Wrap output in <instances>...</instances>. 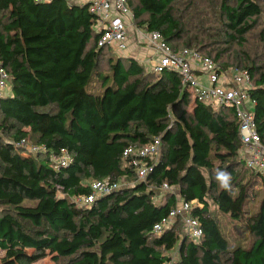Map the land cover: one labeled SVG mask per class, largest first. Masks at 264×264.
<instances>
[{
    "label": "trees",
    "instance_id": "1",
    "mask_svg": "<svg viewBox=\"0 0 264 264\" xmlns=\"http://www.w3.org/2000/svg\"><path fill=\"white\" fill-rule=\"evenodd\" d=\"M128 1L135 26L161 32L174 51L195 49L225 71L250 73L264 144V66L242 67V57L233 67L220 62L229 49L206 41L194 0ZM215 6L217 40L244 48L261 6L255 0H217ZM97 24L89 2L0 0V64L13 84L12 94L0 99V249L7 255L0 264L47 258L53 264H264V174L246 166L234 109L195 102L178 73H156L132 57H111L103 74L104 51L114 50L99 46ZM95 85L103 91L93 93ZM156 138L161 155L139 181L123 153ZM24 142L45 150L31 152ZM62 150L72 162L58 167ZM224 174L230 181L219 188ZM104 179L127 185L90 205L76 202ZM164 184L192 204L200 240L184 238L181 220L155 231L177 201L174 193L160 194ZM255 186L263 199L251 214ZM210 201L245 224L249 248L231 247ZM174 250L179 259L172 263Z\"/></svg>",
    "mask_w": 264,
    "mask_h": 264
},
{
    "label": "built area",
    "instance_id": "2",
    "mask_svg": "<svg viewBox=\"0 0 264 264\" xmlns=\"http://www.w3.org/2000/svg\"><path fill=\"white\" fill-rule=\"evenodd\" d=\"M37 2L44 0H35ZM69 3L83 4L82 0H68ZM88 2V1H86ZM90 11L97 16V31L101 33L99 46L110 47L118 53H125L129 47L132 29L135 27L134 14L128 0H90ZM139 45H146L154 49L158 55L153 64V71L162 73L164 70H173L181 77L182 86L194 96V101L211 106L215 109L224 107L234 109L240 122V137L243 143L242 155L246 166L256 172L264 174V144L257 132L254 117L256 101L251 97L253 81L246 70H223L210 57L201 54L195 49H184L176 52L164 41L159 31H144L139 35ZM206 76V80L202 77ZM12 76L0 64V99L12 94ZM24 145L31 152L45 150L44 147L30 148L29 143ZM162 141L156 138L151 144L143 148L129 147L123 156L130 159V164L137 169L139 181H145L150 172V163L158 161L161 155ZM58 167L67 166L72 162L69 153L62 150L55 158ZM126 183H114L110 179L95 180L91 183L92 193L88 196L76 198L79 205H90L98 198L104 197L121 189ZM167 192L177 196L175 207L169 215L155 225V231L160 233L171 227L177 220H181L184 235L195 240L203 236L201 222L192 216V204L186 203L179 197L177 190L164 184L160 194Z\"/></svg>",
    "mask_w": 264,
    "mask_h": 264
},
{
    "label": "rangeland",
    "instance_id": "3",
    "mask_svg": "<svg viewBox=\"0 0 264 264\" xmlns=\"http://www.w3.org/2000/svg\"><path fill=\"white\" fill-rule=\"evenodd\" d=\"M194 1L198 3V10L194 14L196 16V24H199L200 21L203 24L206 33L208 34L206 41L208 43L211 42L214 43L215 41L221 43L214 46V49H220V50L229 49V52L223 57V59H221L220 62L224 63V65L228 63L230 64V67H233V65L237 64L236 59L242 57V59L245 60V64L242 67H244L247 64H250L251 61H253L256 64V66L259 67L264 66V0H255L261 6L262 14L258 19V23L255 30L250 32V34H248V36L246 37L247 43L245 44L244 48H242V46H240L239 44L236 45L234 44L229 46L222 40H217L218 38L215 37L217 33V29L219 27L216 23V20L218 19L216 14L218 9L215 6L217 0H194ZM186 2L187 0L182 1L181 3H186ZM212 2H215L213 9L210 8ZM243 52H245V54L248 56L250 61H248L244 57ZM205 53L209 54V50H206ZM104 55L105 56L101 64V72L103 74H106L109 72L107 61L111 57H114L116 55L121 56L124 54L118 53L117 51L113 53L109 51H104ZM212 56L215 57L216 52H214ZM145 67L151 70L148 65H145ZM202 78L206 80L205 75ZM91 91L93 93L99 94L103 91V89L99 85H95L93 90ZM0 136H2L1 133ZM32 147H34V145L30 144V148ZM223 176L226 178V182L228 184L230 181V177L228 176V174H224ZM218 182H219V188L224 186L221 178L218 179ZM176 193L179 194L178 191ZM253 193L254 195L248 206V212H250L251 214H254L259 210L261 201L263 199V190L259 186L254 187ZM26 204L34 205L35 202L26 201ZM210 210L213 213V215L217 217L220 223L221 230L225 235V237L227 238V240L229 241L231 247H235L239 243H241V245H243L244 248H249L251 244V237L247 232H245V229L243 230L241 228V226L245 224H242V222L232 219L228 215L222 214L211 201H210ZM6 257H7L6 252L0 249V261L6 259ZM170 257H172V263L177 262V260L179 259L177 250H174L170 255ZM35 264H53V263L51 262L50 258H47Z\"/></svg>",
    "mask_w": 264,
    "mask_h": 264
},
{
    "label": "crops",
    "instance_id": "4",
    "mask_svg": "<svg viewBox=\"0 0 264 264\" xmlns=\"http://www.w3.org/2000/svg\"><path fill=\"white\" fill-rule=\"evenodd\" d=\"M82 1L85 3L86 1L90 0ZM144 31L145 30L143 28H139L137 26L132 29L128 50L124 53V55L121 56L132 57L143 64L144 67L145 65H148L149 68L153 70V64L158 57L156 51L151 47H148L146 45H139L138 43L139 35Z\"/></svg>",
    "mask_w": 264,
    "mask_h": 264
},
{
    "label": "clouds",
    "instance_id": "5",
    "mask_svg": "<svg viewBox=\"0 0 264 264\" xmlns=\"http://www.w3.org/2000/svg\"><path fill=\"white\" fill-rule=\"evenodd\" d=\"M220 178H221L224 186L226 187L227 186L226 178L224 176H221Z\"/></svg>",
    "mask_w": 264,
    "mask_h": 264
},
{
    "label": "water",
    "instance_id": "6",
    "mask_svg": "<svg viewBox=\"0 0 264 264\" xmlns=\"http://www.w3.org/2000/svg\"><path fill=\"white\" fill-rule=\"evenodd\" d=\"M187 235H184V238L186 237Z\"/></svg>",
    "mask_w": 264,
    "mask_h": 264
}]
</instances>
